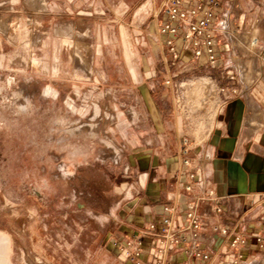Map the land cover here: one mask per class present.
<instances>
[{"label":"rangeland","instance_id":"1","mask_svg":"<svg viewBox=\"0 0 264 264\" xmlns=\"http://www.w3.org/2000/svg\"><path fill=\"white\" fill-rule=\"evenodd\" d=\"M239 2L264 43V0ZM157 6L0 0V260L117 263L115 240L132 228L152 171L145 156L171 160L178 149L174 110L180 143L202 139L166 83L174 69L161 58ZM203 95L198 85L190 98Z\"/></svg>","mask_w":264,"mask_h":264},{"label":"built area","instance_id":"2","mask_svg":"<svg viewBox=\"0 0 264 264\" xmlns=\"http://www.w3.org/2000/svg\"><path fill=\"white\" fill-rule=\"evenodd\" d=\"M153 16L157 23L159 44L164 61L174 72L167 84L177 86L178 108L189 125L205 129V134L218 126V118L228 102L238 98L264 77V43L251 33L238 17L230 0H155ZM190 54L189 57H187ZM191 71V72H190ZM199 71L202 74H193ZM175 80V81H174ZM173 81V82H172ZM201 86L204 95L197 105L190 98L195 86ZM186 90H181L185 88ZM204 139H200L202 143ZM196 142V141H195ZM193 140L182 137L180 169L184 189L191 195L198 182L195 163L191 156ZM214 190L199 197H189L183 210L184 224H176L178 207L166 204L160 221L152 220L132 233L115 240L126 262L142 264L144 243L157 238L154 264H166L169 250L181 246L188 258L208 259L205 247L207 237L199 206L206 197H215ZM217 212L222 211L216 205ZM214 231L227 236L225 225H215ZM259 250L264 253V218L255 234ZM247 235L243 232L230 239L235 250L232 264H244L242 248Z\"/></svg>","mask_w":264,"mask_h":264},{"label":"crops","instance_id":"3","mask_svg":"<svg viewBox=\"0 0 264 264\" xmlns=\"http://www.w3.org/2000/svg\"><path fill=\"white\" fill-rule=\"evenodd\" d=\"M230 1L242 25L244 14L236 10L237 7L242 9L241 3L239 0ZM160 53L165 63L162 48ZM173 116L174 120L169 118V121L177 130L178 149L171 160L165 156H145L146 167H152L151 172H145V196L142 199L137 197L136 208L129 217L132 228L122 236L152 220L160 221L166 204L178 207L175 222L184 224L185 201L212 189L215 197H206L199 206L209 258H188L182 247L177 246L169 250L166 264H232L235 250L230 246V239L240 232L247 235L246 245L242 248L244 264H264V253L255 241L259 221L264 218V77L241 96L230 100L218 118V126L209 134L199 135V138L204 137L202 143L199 139L193 143L191 156L198 182L191 195L184 189L180 169L182 144L179 136L184 126L175 110ZM153 172L155 181H150ZM216 205H221L222 211L217 212ZM215 225H225L227 236L215 232ZM158 244L157 238L145 241L142 264H154ZM114 256L115 264H131L126 262L119 247ZM0 264L8 263L1 259Z\"/></svg>","mask_w":264,"mask_h":264}]
</instances>
